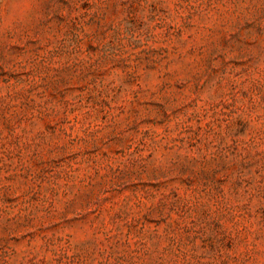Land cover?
Instances as JSON below:
<instances>
[{
	"label": "rangeland",
	"instance_id": "obj_1",
	"mask_svg": "<svg viewBox=\"0 0 264 264\" xmlns=\"http://www.w3.org/2000/svg\"><path fill=\"white\" fill-rule=\"evenodd\" d=\"M0 264H264V0H0Z\"/></svg>",
	"mask_w": 264,
	"mask_h": 264
}]
</instances>
